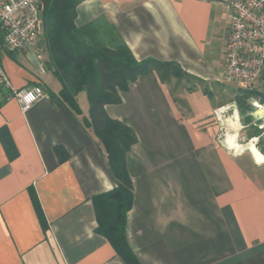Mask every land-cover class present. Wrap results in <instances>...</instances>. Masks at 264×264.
Listing matches in <instances>:
<instances>
[{
  "label": "crops",
  "instance_id": "1",
  "mask_svg": "<svg viewBox=\"0 0 264 264\" xmlns=\"http://www.w3.org/2000/svg\"><path fill=\"white\" fill-rule=\"evenodd\" d=\"M95 20L137 60L173 61L206 80L221 52L224 67L231 28L225 3L82 0L76 23ZM37 47L42 59L27 50L0 54L15 88L40 83L48 93L26 111L0 94V264H123L99 230L93 197L115 180L84 120L87 94L78 95L81 113L60 101L42 38ZM121 96L106 111L138 137L127 155L134 188L127 238L142 264H264L261 163L242 160L193 126L156 70Z\"/></svg>",
  "mask_w": 264,
  "mask_h": 264
},
{
  "label": "trees",
  "instance_id": "2",
  "mask_svg": "<svg viewBox=\"0 0 264 264\" xmlns=\"http://www.w3.org/2000/svg\"><path fill=\"white\" fill-rule=\"evenodd\" d=\"M80 2L82 0H42L44 31L41 38L48 52L44 64L60 82V101L77 113L82 112L78 95L82 91L87 94L89 116L84 120L103 144L115 180L111 190L93 197L99 230L109 238L123 264H142L127 238V215L134 203L127 155L138 137L128 124L109 116L106 105L121 103V92L151 70H156L163 82L178 73H187L173 61L137 60L128 45L124 41L116 42L98 20L78 25ZM242 91L246 96L260 95L264 101V93L257 87ZM0 94L8 98L11 91L0 85ZM240 106L244 114L245 102L240 101Z\"/></svg>",
  "mask_w": 264,
  "mask_h": 264
},
{
  "label": "built area",
  "instance_id": "3",
  "mask_svg": "<svg viewBox=\"0 0 264 264\" xmlns=\"http://www.w3.org/2000/svg\"><path fill=\"white\" fill-rule=\"evenodd\" d=\"M211 1L225 3L231 10L222 78L242 89H252L264 79V0ZM43 31L42 0H0V54L27 50L42 59L37 45ZM0 85L11 91L10 97H16L23 111L48 97L40 84L15 88L1 64ZM252 106L253 122L264 130V101L257 99Z\"/></svg>",
  "mask_w": 264,
  "mask_h": 264
},
{
  "label": "rangeland",
  "instance_id": "4",
  "mask_svg": "<svg viewBox=\"0 0 264 264\" xmlns=\"http://www.w3.org/2000/svg\"><path fill=\"white\" fill-rule=\"evenodd\" d=\"M222 62L223 56L220 52L212 63L214 75L211 79L203 80L178 73L166 83L177 107L189 118L193 126L199 130L211 131L220 145L242 160L256 162L247 145L255 138V145L264 154V130L253 122L251 116L252 103L257 99L262 100L261 96H246L238 83L224 80ZM256 87L264 93V79L258 80ZM240 101L245 102L247 107L244 114ZM223 106L229 109L218 111ZM229 134L235 135L236 142L240 143L242 148L230 147L227 143ZM260 165L264 167V162Z\"/></svg>",
  "mask_w": 264,
  "mask_h": 264
},
{
  "label": "bare ground",
  "instance_id": "5",
  "mask_svg": "<svg viewBox=\"0 0 264 264\" xmlns=\"http://www.w3.org/2000/svg\"><path fill=\"white\" fill-rule=\"evenodd\" d=\"M226 109H229L228 107H221L218 111L224 112ZM222 110V111H221ZM227 143L232 148H242V145L235 140V135L229 134L227 136ZM247 148L252 152L254 159L256 162L263 163L264 162V154L259 150L257 145L254 143V139L248 142Z\"/></svg>",
  "mask_w": 264,
  "mask_h": 264
},
{
  "label": "water",
  "instance_id": "6",
  "mask_svg": "<svg viewBox=\"0 0 264 264\" xmlns=\"http://www.w3.org/2000/svg\"><path fill=\"white\" fill-rule=\"evenodd\" d=\"M261 112V111H260Z\"/></svg>",
  "mask_w": 264,
  "mask_h": 264
}]
</instances>
